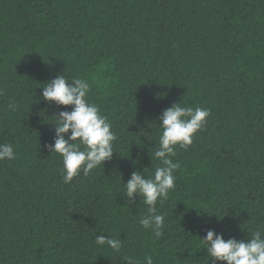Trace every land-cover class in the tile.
<instances>
[{
    "label": "trees",
    "instance_id": "trees-1",
    "mask_svg": "<svg viewBox=\"0 0 264 264\" xmlns=\"http://www.w3.org/2000/svg\"><path fill=\"white\" fill-rule=\"evenodd\" d=\"M63 74L89 82L117 137L112 159L70 184L48 146L72 107L42 97ZM174 103L211 115L175 148L156 237L124 183L161 166L151 156ZM0 144L16 153L0 161V264H221L207 231L264 232V0H0ZM101 235L121 250L98 246Z\"/></svg>",
    "mask_w": 264,
    "mask_h": 264
},
{
    "label": "clouds",
    "instance_id": "clouds-1",
    "mask_svg": "<svg viewBox=\"0 0 264 264\" xmlns=\"http://www.w3.org/2000/svg\"><path fill=\"white\" fill-rule=\"evenodd\" d=\"M42 97L48 104L72 107V111H61L55 116L54 143L49 145L51 153L62 158V181L70 184L81 175L87 177L92 170L110 161L114 153V142L117 137L107 118L100 114L99 107L88 100L90 84L83 78L69 80L65 75H58L49 83L43 84ZM182 103V102H181ZM174 103L164 110L159 118L161 133L158 148L154 152L160 165L155 168L154 175L145 178L139 171H133L125 185L123 196L131 204L135 197H143L148 206L147 215L139 223L145 230H151L156 237L161 236L165 217L157 213V203L163 204L169 193L175 189L174 172L179 165L171 159L175 148L187 149L193 138L205 125L211 115L210 110L181 106ZM9 111H16L15 104L8 105ZM70 133V135H68ZM16 153L11 144H0V161H12ZM213 262L221 264H264V232L254 231L250 239L225 241L222 234L213 230L207 231L206 238L200 239ZM98 246H107L115 252L122 248L121 239L97 236ZM128 264H134L129 259ZM145 264H153L151 256L145 257Z\"/></svg>",
    "mask_w": 264,
    "mask_h": 264
}]
</instances>
